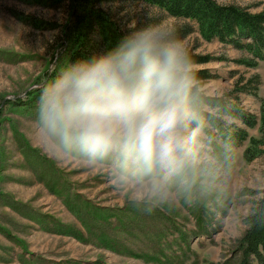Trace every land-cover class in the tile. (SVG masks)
Returning a JSON list of instances; mask_svg holds the SVG:
<instances>
[{
    "label": "rangeland",
    "instance_id": "rangeland-1",
    "mask_svg": "<svg viewBox=\"0 0 264 264\" xmlns=\"http://www.w3.org/2000/svg\"><path fill=\"white\" fill-rule=\"evenodd\" d=\"M215 1L264 11V0ZM102 9L124 35L130 26L173 24L172 39L193 55L210 56L195 63L196 70L206 68L213 76L196 82L199 90L228 97L245 114L259 117L264 59L253 66L236 62L252 58L245 49L203 39L195 21L142 0L108 2ZM13 11L46 27L24 23ZM69 12L70 0L55 7L0 0V264H262L245 256L239 244L244 218L264 190L259 124L248 127L204 106L224 120L223 127L245 129L248 138L224 140L214 127L212 136L202 129L201 162L194 172L139 201L137 189L120 178L116 152L88 157L73 145L42 144L36 103L41 89L70 63L62 33ZM253 88L255 94L248 91ZM249 138L259 150L251 161L244 158Z\"/></svg>",
    "mask_w": 264,
    "mask_h": 264
},
{
    "label": "clouds",
    "instance_id": "clouds-1",
    "mask_svg": "<svg viewBox=\"0 0 264 264\" xmlns=\"http://www.w3.org/2000/svg\"><path fill=\"white\" fill-rule=\"evenodd\" d=\"M174 32L164 20L130 26L105 53L66 63L36 103L42 144L73 145L88 157L116 152L137 201L185 181L201 162L202 123L195 62Z\"/></svg>",
    "mask_w": 264,
    "mask_h": 264
},
{
    "label": "trees",
    "instance_id": "trees-1",
    "mask_svg": "<svg viewBox=\"0 0 264 264\" xmlns=\"http://www.w3.org/2000/svg\"><path fill=\"white\" fill-rule=\"evenodd\" d=\"M29 3L55 7L65 0H27ZM124 0H70L69 19L62 29L64 39L69 44V61L75 62L81 58H88L91 52L103 54L113 48L124 36L108 18L102 9V4ZM159 7L174 17L193 20L197 23L203 39L218 40L223 44H232L234 48L248 51L252 60L237 59L247 65H255L264 59V11L251 13L233 4H218L215 0H142ZM13 15L24 23L38 28H45L41 21L28 16H22L15 11ZM190 29L187 28L186 32ZM184 32V33H186ZM98 35V38H95ZM177 38V37H176ZM195 63L206 62L209 55L197 56L189 53ZM213 77L206 68L195 72L194 93L197 98V108L201 113L202 129L212 136L211 127L217 130V136L243 142L248 138L245 129L236 127L229 130L217 114L203 110L204 106L216 107L223 115L241 119L248 127L258 125L264 127V101L261 102L259 117L245 114L228 97L206 95L199 90L198 84ZM246 88V87H245ZM247 89V88H246ZM255 93L254 88L248 90ZM251 145L244 150V158L251 161L259 150L253 145L257 140L249 138ZM262 195L253 200L249 213L244 218L246 228L239 240L241 250L245 256L253 255L257 261L264 264V190Z\"/></svg>",
    "mask_w": 264,
    "mask_h": 264
},
{
    "label": "crops",
    "instance_id": "crops-1",
    "mask_svg": "<svg viewBox=\"0 0 264 264\" xmlns=\"http://www.w3.org/2000/svg\"><path fill=\"white\" fill-rule=\"evenodd\" d=\"M256 92V91H255ZM255 94V93H254Z\"/></svg>",
    "mask_w": 264,
    "mask_h": 264
}]
</instances>
